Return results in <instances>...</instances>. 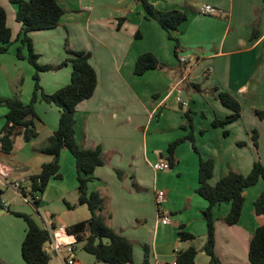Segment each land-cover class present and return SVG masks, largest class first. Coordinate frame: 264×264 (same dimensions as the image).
I'll list each match as a JSON object with an SVG mask.
<instances>
[{
	"label": "crops",
	"instance_id": "obj_1",
	"mask_svg": "<svg viewBox=\"0 0 264 264\" xmlns=\"http://www.w3.org/2000/svg\"><path fill=\"white\" fill-rule=\"evenodd\" d=\"M149 1L157 11L185 12L186 20L171 32L179 43L180 63L173 41L155 21L144 18L135 0H57L63 10L58 27L31 32L29 37L40 65H55L68 57L63 50L65 39L73 51L90 55L88 63L95 72L96 87L91 97L75 107L74 139L81 149H101L105 163L89 176L87 193L99 195L100 215L107 226L132 244V264H176V255L188 248L196 250L194 264H209L203 252L207 203L195 191L199 158L187 138L191 130L199 156L213 161L211 186L228 172L247 175L256 159L264 165V121L254 113L264 109V0ZM203 5L213 12L199 14ZM0 7L14 40L20 29L14 22L16 8L9 0H0ZM256 16L258 36L250 40ZM15 43L19 45H11ZM11 45L0 55V98L16 97L27 103L33 72L26 61L16 59V47ZM146 52L166 68L134 75L135 60ZM70 74V65L40 72L39 86L51 94L69 83ZM178 84L186 104L182 110L172 90ZM192 85L206 93L195 92ZM220 91L239 103L240 116L223 127H213L214 120H223L230 113L216 98ZM0 108L6 114V109ZM186 108L190 109V130L180 128ZM34 111L39 118L35 123L37 136L28 143L15 136L9 155L0 153V179L21 180L24 194L31 191L29 177L38 175L41 166L52 161L51 155L38 149L53 134L59 119V109L40 99ZM253 131L257 133V149L251 140ZM178 140L173 166L154 171L152 165L159 160L166 162L167 146ZM5 156L7 161L2 159ZM58 167L59 178L48 180L40 194L38 212L21 193L28 206L25 209L1 198L0 264H24L20 246L26 225L12 213L30 216L40 229L41 217L65 228L89 218L86 207L77 202L74 159L65 149L58 156ZM116 171L121 172L120 177ZM262 190L264 181L260 179L242 191V211L235 225L221 221L229 204L212 208L213 252L219 264H250L249 239L261 220L254 215L253 202ZM158 192L164 194L159 210L155 204ZM160 213L170 217L168 225L158 222ZM180 231L194 239H179ZM61 242L72 245L73 264H102L82 249L83 241L75 243L66 234ZM45 249L49 264H57L50 245Z\"/></svg>",
	"mask_w": 264,
	"mask_h": 264
},
{
	"label": "trees",
	"instance_id": "obj_2",
	"mask_svg": "<svg viewBox=\"0 0 264 264\" xmlns=\"http://www.w3.org/2000/svg\"><path fill=\"white\" fill-rule=\"evenodd\" d=\"M141 5L146 20L155 21L167 34L169 40L173 41L174 55L178 62L179 43L171 36V32L176 30L185 20L184 11L173 9L169 11H157L149 0H135ZM16 8L14 22L20 26L14 40H12L11 30L6 25V14L0 7V55L7 53L9 46L18 42L15 49V57L18 60L26 61L33 68L32 81L33 89L31 97L27 103L19 99L0 98V106L6 109L4 124L0 129V153L9 155L13 146V138L21 136L24 143L30 142L37 136L35 120H39L34 111V104L40 99L46 104H52L59 109V119L57 128L53 134L45 140L38 149L39 151L52 156V161L43 164L38 175L29 177L30 193L39 194L44 190L48 180L58 179V156L60 151L67 150L74 159L76 171V192L77 202L84 205L89 213V218L66 228V233L72 236L75 243L82 242V249L94 257L96 263L102 264H132V244L124 237L120 236L113 229L107 226L100 215L102 201L97 193H87V183L90 175L98 166H103L105 160L100 147L94 149H81L74 139V114L75 107L81 101L91 97L96 87V75L88 63L89 53L83 51H73L69 48L65 39L63 44L64 53L68 56L55 65L38 64V55L34 52L32 40L29 33L36 31L53 30L58 27L63 10L57 0H9ZM118 20V26L119 22ZM117 26V27H118ZM259 18L256 16L252 23L250 40L258 36ZM138 38L139 34H135ZM25 50L26 54L23 53ZM67 65L71 66L70 81L67 85L57 89L51 94L43 92L39 86V73L48 71H58ZM166 66L160 63L151 53L140 54L134 63L133 74L142 75L149 70H163ZM197 93L205 94V90H200L197 85H192ZM215 89L211 90L213 94ZM216 98L220 105L229 114L223 120H214L213 127H223L236 121L240 116L239 103L226 92H217ZM179 109L183 105L179 103ZM255 115L259 120L264 121V109L255 110ZM184 121L181 129H192L190 109L183 112ZM37 122V121H36ZM226 135V132H224ZM257 133L252 132L251 140L253 147L257 149ZM192 142V149L199 158L198 164V187L195 190L207 203L203 211L206 222L205 242L203 252L209 258V264H219L213 252L214 221L212 208L221 204H229L230 209L221 221L227 225H235L242 211L243 196L245 188L255 185L260 179L264 181V165L259 159L253 161L251 169L247 175H240L228 172L223 175L214 186L208 181L212 177L214 163L211 159H202L193 145L191 130L188 138ZM180 141L170 143L166 149V162L169 167L173 166L174 148ZM244 146V143H237ZM118 177L121 172L116 171ZM20 193L25 196L24 192ZM4 206L0 197V210ZM254 215L261 219L249 239L248 262L250 264H264V190L253 202ZM13 216L21 218L25 225V236L21 242L20 253L24 264H48L50 257L44 248L48 242L47 233L38 227L33 219L24 214L12 213ZM85 233H87L86 236ZM181 240H192L194 237L188 233L180 231L178 233ZM146 253V250H145ZM196 250L188 248L180 252L175 257L176 264H194Z\"/></svg>",
	"mask_w": 264,
	"mask_h": 264
},
{
	"label": "built area",
	"instance_id": "obj_3",
	"mask_svg": "<svg viewBox=\"0 0 264 264\" xmlns=\"http://www.w3.org/2000/svg\"><path fill=\"white\" fill-rule=\"evenodd\" d=\"M199 14H210L213 12V9L210 6L203 5L199 9ZM183 60V59H182ZM176 85L173 87L172 90L176 92V102L186 106L185 102L181 99V91ZM154 171H164L170 169L167 162L163 160H159L155 164L152 165ZM0 183H3L14 191L20 192L21 191V180H17L15 182L7 183L5 179H0ZM27 203L34 207V209L38 212L39 210V200L40 194L37 192H31L29 196H24ZM164 194L163 192H158L155 196V204L158 206L161 205L163 202ZM159 213V212H158ZM158 222L162 225H168L170 223V217L168 215L158 214ZM42 227L41 229L47 233L48 236V243L50 248L52 249V253L54 255V259L57 264H73L74 260L72 257L73 248L70 243L63 244L61 239L66 236V228L62 225H53L50 221H48L45 217H41Z\"/></svg>",
	"mask_w": 264,
	"mask_h": 264
},
{
	"label": "rangeland",
	"instance_id": "obj_4",
	"mask_svg": "<svg viewBox=\"0 0 264 264\" xmlns=\"http://www.w3.org/2000/svg\"><path fill=\"white\" fill-rule=\"evenodd\" d=\"M16 45H17V43H15L11 46L17 47L18 45L17 46ZM14 47H13V50L15 49ZM25 65L30 67L32 69V72H33V68L31 66H29L28 64H25ZM4 116H5V110L0 108V129L4 124ZM36 121H39V120H35L34 122L36 123ZM2 159L7 161L9 158L7 156H5V158H2ZM220 169H221V166H220ZM8 180H11V179H8ZM8 180L6 182L10 183L11 181L9 182ZM25 185L26 184H24L23 186H25ZM29 194H30V191L27 190V193L25 194V196L27 197V196H29ZM0 197L3 200L11 202V204L17 205L18 207L20 206L21 209H25L26 207H28L27 204L25 202H23V198H22L20 192L14 191L12 188H10L9 186H7L3 183H0ZM84 209H85L84 210L85 213H88L87 209L86 208H84Z\"/></svg>",
	"mask_w": 264,
	"mask_h": 264
},
{
	"label": "water",
	"instance_id": "obj_5",
	"mask_svg": "<svg viewBox=\"0 0 264 264\" xmlns=\"http://www.w3.org/2000/svg\"><path fill=\"white\" fill-rule=\"evenodd\" d=\"M48 242H46L45 244H44V247L46 248L47 246H48ZM50 261V260H49ZM48 264H49V262H48Z\"/></svg>",
	"mask_w": 264,
	"mask_h": 264
}]
</instances>
